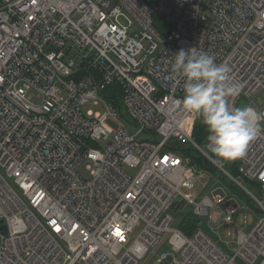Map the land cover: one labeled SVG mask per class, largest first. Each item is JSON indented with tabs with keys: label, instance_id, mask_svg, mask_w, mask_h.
Returning <instances> with one entry per match:
<instances>
[{
	"label": "built area",
	"instance_id": "2783aa9c",
	"mask_svg": "<svg viewBox=\"0 0 264 264\" xmlns=\"http://www.w3.org/2000/svg\"><path fill=\"white\" fill-rule=\"evenodd\" d=\"M125 13L139 30L118 21ZM157 13L167 29L156 28ZM181 49L226 64L242 85L230 105L251 106L264 89V0H0V264H142L167 233L156 264H264V215L239 229L234 250L175 224L177 201L205 220L227 201L194 194L208 169L190 151L264 211V130L237 174L213 163L171 69ZM112 86L127 117L107 97ZM87 161L90 178L79 171ZM239 212L226 205L224 224Z\"/></svg>",
	"mask_w": 264,
	"mask_h": 264
},
{
	"label": "clouds",
	"instance_id": "9594fccd",
	"mask_svg": "<svg viewBox=\"0 0 264 264\" xmlns=\"http://www.w3.org/2000/svg\"><path fill=\"white\" fill-rule=\"evenodd\" d=\"M171 69L183 80V108L207 127L212 162L243 158L264 127V114L251 106L234 109L230 105L228 98L238 96L242 85L231 80L228 66L217 64L206 52L181 49L175 53Z\"/></svg>",
	"mask_w": 264,
	"mask_h": 264
},
{
	"label": "rangeland",
	"instance_id": "374dc122",
	"mask_svg": "<svg viewBox=\"0 0 264 264\" xmlns=\"http://www.w3.org/2000/svg\"><path fill=\"white\" fill-rule=\"evenodd\" d=\"M156 16L160 19V22H163V19L159 13H157ZM207 17L210 22H215L217 20V15L212 12H208ZM118 21L123 25H127L130 29L131 27H133L132 30L140 29L139 24L128 13L119 16ZM162 24L163 29H167L166 24L164 22ZM31 101L35 103L40 102V97L36 92L33 96H31ZM249 102L251 106L254 107L258 112H261V110L264 108V89H260L259 91H257L256 94H254L249 99ZM89 108H94L95 110L98 109L94 107L92 103H88L86 106H84L85 111ZM123 111L125 116L127 117L129 113L125 109ZM120 117L124 119L123 116L120 115ZM196 117L199 118L197 115ZM109 122L110 124L117 126L114 121L109 120ZM261 130H264V127H262ZM140 139L153 140V135L150 133L143 134ZM99 144L105 146L106 142L105 140H100ZM88 164V161L84 162L79 168L81 174L86 178L91 177L90 171L87 168ZM236 164L237 166L240 164V159L228 163L227 166L235 174H237L234 171V167L236 166ZM139 169L140 166H125V170L132 176H135L138 173ZM243 183L252 190L255 189L254 184H251L250 180H243ZM193 192L195 195H209L211 197H214L216 195L223 196L227 200L224 204L211 207L212 217L206 221V227L211 231V235H213L219 241V243L228 250H234L238 247V232L241 227L244 231H249L256 223L258 218L264 215V211L258 205H254L250 198H248L246 195L241 193L240 190L237 189L236 185L230 178L224 177L222 172L216 168H210L208 172H205L204 177L197 181ZM226 205L234 206L240 210V212L235 216V223L231 226L224 224L223 215L221 214L222 209ZM247 206L248 208H246ZM188 211H191L190 205L184 206L181 212L175 213V224L179 223L183 214L187 213ZM169 236L170 233L162 235L160 243L150 250V252L143 259L142 264H156L155 262L158 254L169 249L170 247V243L168 242ZM1 241L2 233L0 232V244Z\"/></svg>",
	"mask_w": 264,
	"mask_h": 264
},
{
	"label": "trees",
	"instance_id": "16d2710c",
	"mask_svg": "<svg viewBox=\"0 0 264 264\" xmlns=\"http://www.w3.org/2000/svg\"><path fill=\"white\" fill-rule=\"evenodd\" d=\"M157 19V17H156ZM162 22V21H161ZM160 21L156 22V28L158 30L163 29V22ZM167 26V25H166ZM115 89H118V87H114ZM113 86L108 89L107 97L111 99L112 103L120 110V114L123 115L124 111L122 108V102L120 100V96H113L111 93H113ZM120 90V89H119ZM209 135V132L207 130V127L201 123L200 117L196 119L195 127H194V137L198 142L201 144H205L208 140L207 137ZM191 154L194 156L195 161L203 168L210 169L211 167L206 162V159L202 156V154L196 152V151H190ZM235 168V167H234ZM236 171V170H235ZM251 184L257 185L256 182L251 181ZM237 187V186H236ZM238 190H240L241 193L246 195L248 198H250L244 191H242L240 188L237 187ZM249 200V199H248ZM250 200H252L250 198ZM249 200V201H250ZM253 202V200H252ZM254 205H256L253 202ZM206 221L205 219L195 217L191 211H188L187 213H184L180 222L176 223V226H178L180 229H182L186 234L191 235L196 231L197 228H202L205 231H207L211 235V231L207 229L206 227ZM202 224V225H200ZM200 226V227H199ZM202 226V227H201ZM213 237V235H211Z\"/></svg>",
	"mask_w": 264,
	"mask_h": 264
},
{
	"label": "water",
	"instance_id": "95a60500",
	"mask_svg": "<svg viewBox=\"0 0 264 264\" xmlns=\"http://www.w3.org/2000/svg\"><path fill=\"white\" fill-rule=\"evenodd\" d=\"M246 106H247V100L245 98L241 99L240 103H239V108H243ZM180 202H181V204H180ZM183 207H184V202L183 201H177L173 206V210L177 211L179 209H182ZM3 222L4 221L0 222V229H4V232H6V225H3Z\"/></svg>",
	"mask_w": 264,
	"mask_h": 264
}]
</instances>
